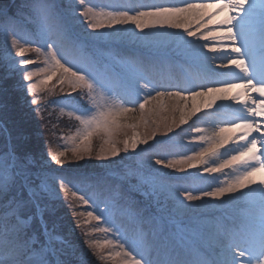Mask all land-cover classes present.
Masks as SVG:
<instances>
[{
	"label": "snow or ice",
	"instance_id": "obj_1",
	"mask_svg": "<svg viewBox=\"0 0 264 264\" xmlns=\"http://www.w3.org/2000/svg\"><path fill=\"white\" fill-rule=\"evenodd\" d=\"M257 3L264 11V0ZM210 6L205 0H186L185 6L130 10L120 3L102 6L90 0H23L14 13L0 6V33L10 41L8 57L21 73L25 94L35 93L47 82L23 83L38 75L58 76L61 85L67 83L70 91L59 103L82 126V132L72 137L74 141L82 137L80 144L71 151L77 161L87 156L103 162L90 175H56L51 164L62 167L67 162L66 150L41 154L27 132L0 117V264H89L88 253L78 252L62 234L57 216L61 191L87 206L72 212L76 226H81L78 218L85 216L100 222L96 230L111 234L106 243L115 247L117 256H123L124 264H264V180L258 185L260 199L249 202L239 221L226 214H206L209 199L229 196L224 204L230 205L238 200L234 194L255 185L254 176L264 171V152L256 154L257 145L264 148V16L257 28L249 0H219L218 10L206 14ZM234 10L243 15H233ZM221 13L227 17L209 28ZM202 28L207 32L197 36ZM174 29H183L185 35L173 51L160 37L175 35L169 31ZM22 31L31 37L25 45L19 43ZM241 36L244 42L237 46ZM130 41L151 49L152 54L127 48ZM33 43L37 45L34 51L50 65V74L48 69L26 67L37 63L36 58H24ZM216 55L224 59L217 62ZM173 56L182 57L190 69L191 99L208 97L209 107L218 100L239 106V114L229 121L231 126L211 132L196 127L202 146L182 158L149 157L139 166L129 163L120 169L126 159L135 162L148 151H136L139 144H148L147 138L125 142L123 148H101L93 157L90 138L101 129L109 131L116 116L133 111L136 104L143 109L151 100L165 96L189 99L178 86L150 87L145 78L149 68L170 66ZM232 66L242 73L239 81L212 82L202 90L197 86V78L225 75L216 69ZM98 90L124 99L125 104H95ZM29 103L39 101L33 98ZM239 129H243L242 135L229 134ZM171 131L173 127L167 126L164 135ZM241 140L246 142L240 144ZM230 143L233 147L222 152ZM129 148L135 155L121 156ZM164 169L181 173L198 169L189 174L195 179L207 174L231 178L210 189L188 188L178 181L189 177H175ZM229 169L231 172L225 171ZM77 192L81 193L78 197ZM119 216L127 218V228L118 221ZM88 248L94 246L89 243ZM102 253L101 247L96 253L101 260Z\"/></svg>",
	"mask_w": 264,
	"mask_h": 264
},
{
	"label": "rangeland",
	"instance_id": "obj_2",
	"mask_svg": "<svg viewBox=\"0 0 264 264\" xmlns=\"http://www.w3.org/2000/svg\"><path fill=\"white\" fill-rule=\"evenodd\" d=\"M12 0H0V6H7L9 2ZM219 1V0H218ZM20 2H23L21 0ZM217 2V1H215ZM226 2V0H225ZM252 4L253 8L250 11H255V17L257 22V28H259V24L261 18L263 16L264 11H262L257 3V0H249ZM91 4L97 5H109L113 3H120L124 7L130 10H136L142 8L144 6H152V5H163V6H175L170 3L160 2L157 0H90ZM214 4V2H212ZM247 6V5H246ZM8 8V7H7ZM130 14L131 11H130ZM241 16V15H237ZM129 27H134L129 25ZM207 28L200 29L201 32H207ZM149 31V30H145ZM175 35H167L162 36L160 39L165 42L166 47L171 50H175L180 42L181 35L177 34V29L169 30ZM199 33V32H198ZM197 36L200 35V33ZM2 39H0V65H6V71H16L15 65L11 63V60L8 57L9 44L10 41L6 42L5 36L0 33ZM29 39V38H28ZM195 38L191 39L194 40ZM30 40V39H29ZM27 41V40H25ZM25 41L19 38V43L21 45H25ZM199 43H208L206 41H198ZM37 47L35 43H33L29 49V51L25 54L24 58H36L37 63L35 65H28L31 70L40 69H48L50 74V65L44 63V57L39 56L34 48ZM127 48L133 49L135 48L139 54L143 55H151L152 50L146 47L134 44L133 42H128L126 45ZM14 53V49L11 50ZM171 54V53H170ZM179 57V56H178ZM182 58V57H181ZM14 59L19 60L23 59L20 57H14ZM184 61V59L182 58ZM5 74H8L7 72ZM18 76H15V83L12 89H15L17 85L21 81V73L18 71ZM145 78L149 82V85L155 84L157 86H168L174 85L178 86L184 90L183 94L186 96H191V87L192 85L189 83L190 79H192L190 75V69L185 62L179 63L178 61H173L171 59L170 66L163 67L160 69H147L145 71ZM42 80H47L45 84L41 85V88L38 89L35 93H27L24 92V89L20 90V99L24 102L21 103V108L23 111H33L35 106L40 102L46 101L48 98L49 105L55 108V112L53 113L54 124L53 128L50 129V134L48 138L51 140L48 143L53 142V146L45 149L44 153H50L52 151H65L66 150V161L63 166L55 165L53 162L51 164L52 169L54 170V174L61 175L59 173L61 169L69 168V169H88L99 170L98 165H101L103 162L96 160L94 158L89 159L87 156L83 161H77L71 151L72 148L77 147L80 144L82 139L78 138L77 140H73L72 137L77 136V133L82 132V126L79 121L75 120L74 116H69L68 110L61 105L56 106L55 103L57 101H53L55 99H61L66 96L67 92L70 91L67 83L61 85L59 83V77L55 76L51 79H48L46 75H38L33 78L32 81H23V83H40ZM1 82V81H0ZM197 86H205V79L197 78L196 79ZM19 89V88H18ZM63 89V91H61ZM175 90V89H173ZM147 91V90H144ZM3 92H7L4 90ZM2 92V93H3ZM257 94V93H256ZM73 95H76L73 93ZM258 95V94H257ZM9 98L11 95L8 96ZM7 97V99H8ZM5 95H3L2 100H5ZM37 99L39 101L36 105H31L29 100ZM46 99V100H45ZM142 100V97H141ZM83 104L84 101H81ZM95 104L104 106H112L119 107L125 104V100L121 99L118 96H107L102 91H97L95 93ZM42 109V108H41ZM198 107L193 110L190 107L189 99L187 100H178L175 97H161L158 99L151 100L150 103L146 104L143 109H140L139 104H136L133 111L126 112L120 114L115 117V123L111 126L109 131H105L101 129L98 132H94L93 136L90 138L89 143L93 147L94 151L92 156L95 157L99 155L101 148L107 149L109 147L115 146L118 148H123L125 142H132L142 140L147 138L148 144H139L137 147V152H140L141 149H148L146 153H143L140 157L137 158L135 162L125 160L120 166V169H123L126 164L134 163L136 166L145 163L149 157L153 159L157 156H167L169 159H177L182 158L185 155H191L194 151H198L202 146V142L199 140V133L195 131L196 127H201L206 129L207 132H211L214 129L218 130L219 127H230L229 121L234 118L235 114H239V106L233 105V101H228L223 105H219L215 103L213 107L209 108L207 111H199ZM40 114V113H39ZM181 119H187V123L181 124ZM65 120L69 124L71 128L69 132L64 133L62 130L56 131L55 127L58 125V121ZM212 123V127H209V124ZM176 125H179L178 127ZM167 126H172L173 131L168 132L167 135H164ZM240 132V133H239ZM233 137L240 136L242 134V130H237L236 132L229 133ZM153 135L155 138L153 139ZM40 136V134H37ZM66 137V138H64ZM161 142V143H158ZM240 144H243V140L239 141ZM206 146V145H204ZM233 145L230 143L226 146L225 149H222V152L227 153L229 149H231ZM41 154L42 151L40 152ZM256 154L260 155L259 152L256 151ZM135 153L132 152L131 148H129V153L125 154L121 152V156H134ZM264 158V157H262ZM65 159L62 157V160ZM116 159H119L117 157ZM247 159V157H246ZM92 160V162H91ZM160 167V166H157ZM83 171V170H81ZM166 172H170L172 176L175 177H189L190 173H197L198 169H188L186 172L181 173L178 171H172L169 169H164ZM226 172H231V170H225ZM72 175V174H70ZM66 176V175H65ZM230 176H223L221 174H207L200 179H195L189 177L187 180H179L178 183L183 184L185 187L192 188H205L210 189L214 188L217 184H220L223 180L230 179ZM256 181L255 185H250L248 189H243L239 193H235L234 195L238 197V200L231 201L230 205L224 204V201H229L230 197L225 196L223 200H212L209 199L210 208L206 213L208 216H217L221 214H226L229 217H234L237 221H239L247 212L250 201H258L260 199V190H259V181L264 180V171L257 172L253 178ZM255 188V191L251 189ZM80 193V192H79ZM77 192V197L81 194ZM246 193V194H245ZM60 196L62 197L61 201L57 202V213L60 215V208L62 205H66V207L70 208V214L74 210L83 211L87 208L86 205H83L78 202V200L71 196V194L65 195L63 191L60 192ZM221 212V213H218ZM79 222L81 225V231L83 235L78 240V243H82L85 252L88 253L87 259L89 264H124L123 256L116 255V249L112 244H107L106 241L111 239L110 233H103L96 230L97 223H100L96 220H89L86 216L79 217ZM77 220V218H76ZM75 220V221H76ZM118 221L122 223L126 228L128 227L127 218L123 216L118 217ZM130 231V229H129ZM91 243L94 246V249H89L88 244ZM79 245V244H78ZM77 245V246H78ZM96 245H100L103 249V259L101 260L96 253L101 251V247H95ZM125 247H129V245H125ZM79 252H84L81 250V247L77 249Z\"/></svg>",
	"mask_w": 264,
	"mask_h": 264
},
{
	"label": "trees",
	"instance_id": "obj_3",
	"mask_svg": "<svg viewBox=\"0 0 264 264\" xmlns=\"http://www.w3.org/2000/svg\"><path fill=\"white\" fill-rule=\"evenodd\" d=\"M21 0H17L10 8L9 11L15 12L16 6L23 3L20 2ZM19 38L21 40H29L31 37L28 34V31H22L19 34ZM29 38V39H28ZM0 39H2L0 35ZM1 58V54H0ZM6 65L1 66L0 65V105H4L3 109H0V117L8 119L10 122L15 123L16 125H19L25 132H27L31 139L34 141L37 149L39 152L42 151V153L45 152V149L52 147L53 142L48 143L50 140L48 138L50 132V129L53 128L54 119H53V113L55 112V108L51 107L49 105V98L46 101L40 102L38 105L35 106L34 110L31 112L29 110L23 111L21 108V103L24 102L20 99V90L23 89L22 85L19 83L15 89H12L15 83V76H18L16 71H6L5 67ZM8 74H5V73ZM12 75H15L12 77ZM19 88V89H18ZM4 90H7L6 94L3 92ZM3 92V93H2ZM3 95L6 96L4 98L5 100H2ZM11 95L9 98L8 96ZM8 97V99H7ZM65 97L61 99H55L53 101H57L55 103L56 106L59 107L60 101L63 100ZM42 108V109H41ZM68 109L67 107H64ZM40 113V114H39ZM71 128L69 127V124L65 122V120L58 121V125L55 127L56 131L62 130L64 133H67ZM37 134H40V136H37ZM66 138V137H64ZM51 141V140H50ZM92 162V160H91ZM66 170L65 175L70 176L68 174V171L73 172L75 174H78L80 172H84L86 175H90L91 173L97 172V170L90 171V168L82 169V168H76V169H69L66 168L63 171ZM83 170V171H81ZM70 214V208L66 207V205H62L60 208V215L57 213L59 223L61 226L62 234L67 237L68 240H70L74 246L81 247V250H84V247L82 243H78V240L83 235L81 231V226H76V218L73 217ZM79 244V245H78ZM78 245V246H77ZM79 252V251H78Z\"/></svg>",
	"mask_w": 264,
	"mask_h": 264
},
{
	"label": "bare ground",
	"instance_id": "obj_4",
	"mask_svg": "<svg viewBox=\"0 0 264 264\" xmlns=\"http://www.w3.org/2000/svg\"><path fill=\"white\" fill-rule=\"evenodd\" d=\"M160 2H168L170 4H174L175 6H185L186 5V0H157ZM217 1V0H216ZM195 2L200 3L202 2V0H195ZM205 2H207L209 5H211L209 8H207L205 10V13H212L218 10V8L216 7V5H218L219 1L214 2V4L212 3L213 1L210 0H205ZM233 15L237 16V15H243L242 12H239L238 10H234ZM227 17V13H221L220 16L216 17L215 20L209 24V28L213 27L215 24H218L220 20H223ZM193 28H195V25H193ZM177 34L183 36L185 35L183 33V29H177ZM236 29H234V34L236 33ZM200 33V31H198ZM197 32V33H198ZM198 33V34H199ZM220 35H226V32H221ZM188 39H193V38H188ZM244 42V38L241 36L238 38L237 40V46H239L240 44H242ZM242 51H244V49H242ZM210 56H212L213 54H209ZM215 59L217 60V62H219V60L224 59L223 56L220 55H216ZM217 72L219 73H226L225 75L222 76H212L209 78H204L206 80L205 85L212 83V82H217L219 83L220 81H225V80H237L239 81L242 73H240V71L238 69H235L234 66H232L231 69H216ZM238 91H243V89H239ZM235 94V92H233V95ZM253 95V93H252ZM208 97H196L195 99H191V96H189V103H190V107L191 109L195 110L197 107L199 111H207L209 108L213 107V105L211 107L207 106V102H208ZM244 99H247V97L245 96ZM228 101H216V103H218L219 105H223L224 103H226ZM233 104H235V102H233ZM209 127H212V123L209 124ZM243 130V129H242ZM243 133V131H242ZM253 135H256V133H253ZM247 139H251V137H248ZM243 142L245 143L246 141L243 140ZM260 153L264 152V148H261L260 145H257V151Z\"/></svg>",
	"mask_w": 264,
	"mask_h": 264
}]
</instances>
